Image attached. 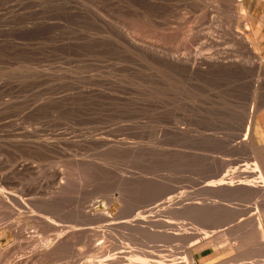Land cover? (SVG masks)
<instances>
[{
	"label": "rangeland",
	"instance_id": "1",
	"mask_svg": "<svg viewBox=\"0 0 264 264\" xmlns=\"http://www.w3.org/2000/svg\"><path fill=\"white\" fill-rule=\"evenodd\" d=\"M263 110L264 0H0V264H264Z\"/></svg>",
	"mask_w": 264,
	"mask_h": 264
},
{
	"label": "crops",
	"instance_id": "2",
	"mask_svg": "<svg viewBox=\"0 0 264 264\" xmlns=\"http://www.w3.org/2000/svg\"><path fill=\"white\" fill-rule=\"evenodd\" d=\"M257 125H258V128L260 129L258 140L261 141V143H263L262 145L264 147V110L257 115ZM242 167H244V166H242V165L239 166V168H242ZM239 170L241 171L242 169H239ZM263 173H264V171H263ZM234 205H236L237 207H231L230 206V208H232V209L234 208V209H237L240 211V214L236 217L237 219H247L249 217H252L248 213V210L251 209L250 206L240 205V204H234ZM263 210H264V208H263ZM252 215H254V213H252Z\"/></svg>",
	"mask_w": 264,
	"mask_h": 264
},
{
	"label": "bare ground",
	"instance_id": "3",
	"mask_svg": "<svg viewBox=\"0 0 264 264\" xmlns=\"http://www.w3.org/2000/svg\"><path fill=\"white\" fill-rule=\"evenodd\" d=\"M213 62H214V64H215L214 66H219V67H220L221 64H220V62H219L218 60H215V61H213ZM171 63H172V61H169V60H168V64L171 65ZM195 65H196V63L194 64V66H195ZM205 65H206L207 67L212 66V64H211L210 62L206 63ZM192 66H193V65H192ZM221 66H222V65H221ZM250 113H252V111H250ZM249 119H250V117H249ZM251 119H252V117H251ZM251 119H250V120H251ZM249 124H251V121H249ZM246 128H247V127H246ZM250 128H251V127H250ZM247 130H248V129H247ZM244 136H246V135H244ZM244 140H246L245 137H243L242 141H244ZM256 171H257V170H256ZM256 171H255V172H256ZM257 172H258V171H257ZM258 173H259V172H258ZM253 177H254V176H253ZM256 178H257V179L259 178V180H258V187H259V189L262 190L263 193H264V178L262 177V174L259 173V175L256 176L254 179H256ZM228 182H229V181H228ZM230 183H231V182H230ZM233 183H234V182H233ZM226 185H227V184H226ZM228 185H229V184H228ZM228 185H227V186H228ZM261 219H262L261 216H259V215L256 216V217H255V221H254V223H252V224H253V226H255V227L257 226L256 228H258V231H259V232L261 233V235L263 236V232H262V230H261V227H262V226H261ZM254 224H255V225H254ZM255 227H254V228H255ZM17 230H18V229H17ZM18 232H19V231H18ZM14 234H15V233H14ZM258 234H259V233H258ZM263 238H264V236H263ZM263 238H262V239H263ZM95 250H96V249H95ZM101 250H102V249H101ZM50 251H51V250H50ZM105 251H106V250H105ZM188 262H189V261H188ZM188 262H187L186 260H184L182 263H183V264H188ZM189 263H190V262H189ZM161 264H162V263H161ZM179 264H180V263H179Z\"/></svg>",
	"mask_w": 264,
	"mask_h": 264
}]
</instances>
